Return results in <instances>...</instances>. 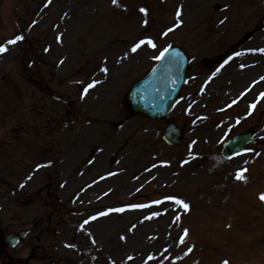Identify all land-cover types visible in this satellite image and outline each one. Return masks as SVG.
<instances>
[{
    "label": "rangeland",
    "instance_id": "obj_1",
    "mask_svg": "<svg viewBox=\"0 0 264 264\" xmlns=\"http://www.w3.org/2000/svg\"><path fill=\"white\" fill-rule=\"evenodd\" d=\"M263 14L264 0H0V237L29 229L14 247L0 244V264H25L31 251L27 264H264V95H255L264 85L224 105L264 63L241 71L254 55H237L228 65L241 77L226 93L193 64L169 116L185 132L179 145L123 102L164 45L219 59L264 46ZM147 40L155 47L131 51ZM115 79L109 107L89 102ZM89 80L100 86L80 94ZM72 87L81 113L54 126ZM249 127L258 133L247 153L223 159L222 142Z\"/></svg>",
    "mask_w": 264,
    "mask_h": 264
},
{
    "label": "water",
    "instance_id": "obj_2",
    "mask_svg": "<svg viewBox=\"0 0 264 264\" xmlns=\"http://www.w3.org/2000/svg\"><path fill=\"white\" fill-rule=\"evenodd\" d=\"M166 55L169 58H167V60L157 68V71L154 72V74L146 82L140 84L136 89L134 94L135 104L133 105V110L144 112L151 116L161 117L166 111V108L171 104L176 90L181 83L179 80L181 76H183L182 72H184L185 66L180 52L167 51ZM161 73L163 74V82L173 81V83L165 85L161 96L157 97L153 95V92L157 91V89H152L151 87H153L156 81L161 77ZM167 77L168 80H166ZM145 94L150 95L149 101L145 100ZM249 134L250 133L236 135L234 139L227 142L225 144L224 154L227 156L232 155L234 151H237L240 146H243L244 143L249 140ZM168 135L171 138L170 142L176 140L173 137L177 134L172 130Z\"/></svg>",
    "mask_w": 264,
    "mask_h": 264
},
{
    "label": "snow or ice",
    "instance_id": "obj_3",
    "mask_svg": "<svg viewBox=\"0 0 264 264\" xmlns=\"http://www.w3.org/2000/svg\"><path fill=\"white\" fill-rule=\"evenodd\" d=\"M112 2H113L114 5H117V0H112ZM140 11H141V12H144L145 10H144V9H141ZM169 31H171V29H169ZM165 34H166V33H165ZM22 39H23L22 36H17V37H15V39H13V40H9L7 43H8V44H14V43H16L17 41L22 40ZM58 39H59V38H58ZM145 43H147L149 46H151V47H153V48L155 47V44H153V42H152L151 40L140 41L139 43H137V44L131 49V51H132V52H136V51L141 47V45H143V44H145ZM5 51H6V48L3 47V46H0V53H3V52H5ZM167 51H168V49H165L164 51H162V52L160 53V56L156 57V59H158V60H159V59H162ZM260 51H261L262 53H264V49H262V50H260ZM237 55H240V54L237 53ZM230 59H231V58H230ZM227 62H228V61H225V63H227ZM101 71H105V72H106L107 69H101ZM217 71H219V69H217ZM262 79H264V78H262ZM94 86H95V84H89V85L84 89V93L87 94V91H88L90 88L94 87ZM262 95H264V94H262ZM252 107L254 108L255 105H252ZM243 171H246V169L243 170ZM243 171H238V172L236 173L235 178H236L237 180H242V179L244 178ZM260 199H261L262 201H264V194H261V195H260ZM174 203L177 204V205H180L181 207H183V209H184L185 211H187L188 208H189V205H187L186 203H183V202L180 201V200H175ZM123 210H124V209H115V211H117V212H121V211H123ZM102 215H104V213H102ZM93 219H96V218L93 217ZM177 219H179V217H177ZM87 223H88V221H85V224H87ZM185 235H187V231H185ZM181 243H183V238H181ZM189 251H191V250H189ZM224 264H227V262L225 261Z\"/></svg>",
    "mask_w": 264,
    "mask_h": 264
},
{
    "label": "bare ground",
    "instance_id": "obj_4",
    "mask_svg": "<svg viewBox=\"0 0 264 264\" xmlns=\"http://www.w3.org/2000/svg\"><path fill=\"white\" fill-rule=\"evenodd\" d=\"M256 61H264V56H256V59H255ZM226 71H229V69H227ZM225 71V72H226ZM227 76V79L228 78H234L235 80H238L237 78H239V77H241L238 73H229V74H227L226 75ZM219 84H221V83H223V79H221V80H219V82H218Z\"/></svg>",
    "mask_w": 264,
    "mask_h": 264
}]
</instances>
